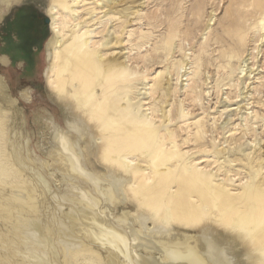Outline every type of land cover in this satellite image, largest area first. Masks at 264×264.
I'll use <instances>...</instances> for the list:
<instances>
[{
  "label": "bare ground",
  "instance_id": "1",
  "mask_svg": "<svg viewBox=\"0 0 264 264\" xmlns=\"http://www.w3.org/2000/svg\"><path fill=\"white\" fill-rule=\"evenodd\" d=\"M20 1L0 0V19ZM55 1L48 7L53 37L46 82L63 105L66 131L51 114L39 117L40 164L31 158L19 100L8 94L0 75V264H264L261 191L247 189L245 210L238 215L236 198L213 187L204 172L182 161L167 168L174 159L163 145L162 152L155 150L146 115L132 104H119L117 94L129 92V70L120 62L102 65L103 55L88 41L76 44L73 38L61 49L65 28L74 23L57 8L67 0ZM240 3L241 25L228 34L243 48L247 30L255 28L259 44L264 40V0ZM255 15L252 26H245ZM229 54L243 57L240 76L233 81L237 87L242 76L252 74L255 62L248 66L241 49L231 47ZM199 59L195 55L172 63L176 80L199 75ZM234 70L231 66L227 75ZM19 95L26 100L31 94L24 89ZM142 155L151 164L137 171ZM158 165L164 168L155 175L152 169ZM53 180L64 190L54 189Z\"/></svg>",
  "mask_w": 264,
  "mask_h": 264
},
{
  "label": "rangeland",
  "instance_id": "2",
  "mask_svg": "<svg viewBox=\"0 0 264 264\" xmlns=\"http://www.w3.org/2000/svg\"><path fill=\"white\" fill-rule=\"evenodd\" d=\"M55 2L21 0L0 19V75L8 94L19 100L31 137V158L37 164L44 158L39 117L49 113L65 130L63 105L46 82L47 47L53 37L48 7ZM237 2L243 5L245 0H67L57 8L77 23L65 28L60 48L73 38L76 44L88 41L87 46L103 55L102 65L123 63L133 78L126 83L128 95L117 94L119 104H132L140 116L146 115L155 150L162 152L163 145L174 159L167 168L182 161L204 172L213 187L236 198L233 204L241 215L247 189L258 188L264 195V40L258 44L256 29H249L242 48L228 34L241 25ZM256 17L245 26L251 27ZM95 41L98 44H90ZM231 47L247 54L248 66L255 62L252 74L242 76L237 87L233 83L243 57H230ZM195 55L200 74L190 81L176 80L171 64ZM231 66L235 72L228 76ZM24 89H29V99L20 98ZM137 160V171L151 164L150 157ZM163 168L152 170L156 175ZM53 181L54 189L64 190ZM39 199L42 207L45 199ZM130 202L135 207L132 198Z\"/></svg>",
  "mask_w": 264,
  "mask_h": 264
}]
</instances>
